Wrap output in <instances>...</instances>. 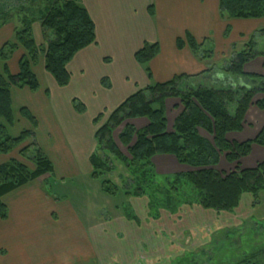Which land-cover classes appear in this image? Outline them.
<instances>
[{
  "label": "trees",
  "instance_id": "trees-1",
  "mask_svg": "<svg viewBox=\"0 0 264 264\" xmlns=\"http://www.w3.org/2000/svg\"><path fill=\"white\" fill-rule=\"evenodd\" d=\"M9 1V0H8ZM21 1V0H14ZM19 3V2H18ZM221 15L229 18L264 17V0H219ZM153 14L152 6H149ZM29 15L32 12L29 10ZM29 15L21 20V26L14 27L13 40L0 46V154H10L21 144L28 142L19 155L33 164L29 167L18 159L9 158L0 165V218L8 215L2 197L8 192L38 178L51 175L53 163L39 145L36 134V119L26 107L20 109L22 117L31 124V129H23L18 135L7 131L13 125L11 88H38V78L32 65L39 54L43 56L44 69L54 78L58 86H66L70 81L67 63L76 52L88 47L95 41V25L80 0H56L43 9L39 20L42 43H37L33 23ZM35 21V20H34ZM229 29V26H227ZM258 38H264V27L248 37L243 48L236 51L228 61L224 71L244 80L242 86L184 85L186 75H175L164 82H150L137 89L99 123L102 114L94 121L99 123L95 131L96 148L89 158L91 177L101 178V189L113 195L119 186L105 176L112 174L115 161L122 164L124 174L122 192L126 196L142 198L146 196L149 204L162 197V204L175 208L178 203L195 202L204 210L215 212L234 211L245 194L251 197L252 206L259 204L260 193L264 192V160L254 167L242 168L240 160L248 156L253 145L264 147V125L256 136L242 142L230 141L228 133L240 132L244 117L254 98L255 106L264 109V75L245 73L243 67L264 51H258ZM178 48L185 44L196 57L209 59L212 49H205L204 41L199 43L191 34L176 40ZM22 48L25 52L18 61V70L11 72L7 61ZM158 42H144L134 53L136 62L142 65L149 78V62L159 53ZM104 79H102V82ZM180 99L182 111L174 119L173 130H167L165 102L168 98ZM75 109L84 112L83 103L75 100ZM146 118L148 124L141 129L127 122L131 119ZM203 129L212 140L202 137ZM127 149L130 157L118 148L114 135ZM158 154L174 155L177 161L194 168L172 176L159 177L154 169L152 157ZM223 156L228 163L235 164L229 172L215 167ZM161 194V195H160ZM127 219L139 223L128 205L123 206ZM262 250V249H257ZM236 264H262L254 255L243 257Z\"/></svg>",
  "mask_w": 264,
  "mask_h": 264
},
{
  "label": "crops",
  "instance_id": "crops-1",
  "mask_svg": "<svg viewBox=\"0 0 264 264\" xmlns=\"http://www.w3.org/2000/svg\"><path fill=\"white\" fill-rule=\"evenodd\" d=\"M80 2L94 22L95 41L76 52L67 63L69 83L58 86L44 69L43 58L40 57L32 65L38 78V88L34 91L25 86L11 88L13 115L14 110L19 109V115L25 120L27 129L32 126L21 116L20 109L26 107L35 117L36 139L53 163L52 174L57 172L55 176L58 180L76 177L81 173L91 175L89 158L96 148L94 135L98 124L124 99L150 82H164L183 74L188 77L184 82L186 86L245 85L242 78L225 72L223 67L236 51L243 48L251 34L264 27V17L242 19L222 16L219 0ZM149 6H152L153 14L150 13ZM8 33L9 36L0 28V42L6 40V37L8 40L13 38L14 27L8 29ZM186 33L191 34L199 43L204 41V47L210 43L214 47L215 61L199 59L186 44L178 48L177 38L184 37ZM261 40L263 39L258 38V43ZM155 41L159 43L160 49L149 62L152 73L149 78L144 67L136 62L134 53L144 42ZM15 53L7 61L11 72L18 70V61L22 56L17 58ZM223 57L227 59L218 65ZM0 63L3 64L1 61ZM3 68L4 65L0 70ZM243 70L245 73L264 75V56L259 55L246 63ZM260 98L261 95H257L254 102ZM75 100L83 103L84 112L75 109ZM171 100L174 99H167L165 102L166 116L172 106ZM254 102L245 114L242 131L228 133L230 141L252 139L264 125V109H258ZM100 113L102 117L96 123L94 118ZM127 122L138 129L148 124L146 118ZM172 125L173 121L170 122L167 116V128ZM9 157V154H0V165ZM263 160L264 147L253 145L250 154L242 159L241 167H254ZM155 165L163 173L185 170L183 165H178L168 155L157 158ZM51 175L32 180L2 197L8 215L4 219L0 218V264H34L28 255L31 239L44 235L48 237L58 231L61 224L58 223V217L74 218V212L68 203H63L67 210L63 205L55 208V199L47 196L44 181ZM44 203H48V208L51 209L43 214ZM78 228L86 232L81 224ZM87 239L83 241L84 252H73L75 264L92 262L93 244L86 242ZM53 264L61 263L54 261Z\"/></svg>",
  "mask_w": 264,
  "mask_h": 264
},
{
  "label": "rangeland",
  "instance_id": "rangeland-1",
  "mask_svg": "<svg viewBox=\"0 0 264 264\" xmlns=\"http://www.w3.org/2000/svg\"><path fill=\"white\" fill-rule=\"evenodd\" d=\"M55 1L0 0V28H3L9 36L8 29L21 26L22 18L29 15L30 10L32 15L29 17L31 21L33 20L34 37L37 43H42L40 25L37 21L43 9ZM262 39L258 50L264 51V38ZM7 40L8 37L0 42V46ZM205 49L213 50L214 47L207 43ZM24 52L20 48L15 54L18 58ZM40 57L43 58L42 54L38 55L37 60ZM209 59H212V62L215 61L213 54ZM226 59L221 58L218 65L223 64ZM2 67L3 64L0 63V68ZM168 99H174L170 102L172 106L167 114L170 122L173 121L174 124L172 118L179 115L182 105L179 98ZM18 110H14V125L7 129L13 136L28 128ZM169 129L167 128L168 131H172L173 125ZM117 133L114 135V140L118 148L125 156L130 157L127 149L118 140ZM199 134L212 140V135L203 129H199ZM27 143L16 147L9 154V158L18 159L32 168L33 164L19 155V151ZM166 155L172 156L178 165H183L185 170L159 172L155 160ZM114 161V171L105 176L119 186L113 195L101 189V178H92L89 173L58 180L55 176L57 172H55L45 178L44 189L48 197L55 199V208L60 205L64 207L63 203H68L75 216L74 218L58 217V223H61L58 231L48 237L44 235L31 239L30 247H28L31 262L53 264L55 261L61 264H75L73 252L77 253L80 250L84 252L83 241L88 236L86 242L93 244L91 264H236L243 257L251 258L253 255L264 264V192L260 193L259 204L256 206H252L251 197L245 194L242 202L232 212L204 210L195 202L178 203L179 206L169 208L162 204V197L148 206L149 200L146 196L129 197L122 192L123 182L119 176L126 171L122 164ZM152 163L159 177L195 170L179 163L171 154L155 155L152 157ZM234 166L235 164L228 163L221 156L215 168L229 172L234 169ZM124 205L130 207V211L137 216L139 223L136 224L133 219L125 218ZM48 207V203L42 204L43 214L51 209ZM36 219L39 221V218ZM80 224L86 232L78 228ZM259 248L262 250H257Z\"/></svg>",
  "mask_w": 264,
  "mask_h": 264
}]
</instances>
